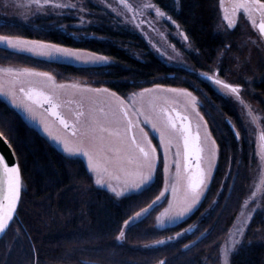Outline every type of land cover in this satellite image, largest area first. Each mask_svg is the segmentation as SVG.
Masks as SVG:
<instances>
[{"label": "trees", "instance_id": "obj_1", "mask_svg": "<svg viewBox=\"0 0 264 264\" xmlns=\"http://www.w3.org/2000/svg\"><path fill=\"white\" fill-rule=\"evenodd\" d=\"M73 1L77 7L71 10L43 13L38 9L22 19L8 17L0 5V36L88 51L107 56L110 64L78 67L0 46V65L48 71L58 81L77 79L108 87L118 95L156 84L187 89L199 98L200 111L218 143L217 168L201 204L185 220L156 229L161 204L127 228L123 222L149 207L163 189L159 144L154 143L159 158L154 181L136 194L115 200L110 192L94 186L81 158L66 157L0 96V134L15 152L22 167L23 189H27L14 219L18 222L12 223L0 241V259L7 258V264H158L159 260L188 264L210 254L216 260L220 241L236 220L255 163L254 144L233 104L195 72L208 71L228 42L216 31L218 0H159V6L183 25L184 35L195 41V52L183 50L194 72L168 65L136 30L103 5L94 0ZM253 85L264 96V76ZM259 108L264 112V103ZM16 231L20 241L12 242ZM157 240L166 243L153 247ZM194 242L198 247L184 248ZM231 264H264V244L243 247Z\"/></svg>", "mask_w": 264, "mask_h": 264}, {"label": "rangeland", "instance_id": "obj_2", "mask_svg": "<svg viewBox=\"0 0 264 264\" xmlns=\"http://www.w3.org/2000/svg\"><path fill=\"white\" fill-rule=\"evenodd\" d=\"M94 1L108 8L124 24L136 30L147 41L151 49L168 65L183 68L191 72L195 71L183 51L190 50L187 47L188 42L183 40L184 33L174 25H171L166 17L156 16L154 10L143 9L141 7L143 4L151 2L150 0H125V4L131 5L134 10L125 7V4H122L121 0ZM236 2L237 0H218L217 2L216 31L228 42H226L219 59L211 68L217 69L222 63L225 69L229 67L233 69L232 72H225V74L220 75V78L224 80L225 83L231 82L239 85L241 93L240 99L243 100V103H240L234 94H231L221 85L214 84L206 77H202V79L210 83L212 87L222 95L223 99L230 100L233 104L236 115L242 123L244 132L251 141H253L252 143H255L257 160L255 167L248 175L249 182L247 191L236 220L229 232L220 241L218 248V264H224L226 249L228 250V264H231L233 257L243 247L247 248L251 245L264 244V112L259 108V103H264V96H260V93L253 90V84H256L260 81L261 77L264 76V41L257 29V25L260 22L258 14L254 17L257 23L253 25L248 14L244 13L241 9L235 14V18L233 19L234 26L229 27L228 20L225 17L231 16V9ZM262 2H264V0H262ZM74 4L75 2L73 0H47V3L45 0H40L39 5L33 3L32 0H0V5L6 10L8 17L18 15L21 19L22 17L20 16L26 17L27 15H31L35 10L38 11V9L39 12L45 13L49 12L50 8L51 12H53L66 8L55 7V5L66 6ZM20 40L28 41L24 39ZM176 40L181 43L184 49L177 46ZM0 46L7 47V49L16 51L17 53H24L47 61L73 64L78 67L103 66L111 63L109 58L106 62H96L93 64L86 63L83 60L74 61L60 56L54 58L39 57L35 54L21 51L19 48L13 49L4 41H0ZM225 49H231V51L226 52ZM79 54L87 59L92 53L81 50ZM95 55L102 56L98 54ZM231 61H235V63H231ZM24 69L25 68L16 66L7 67L5 65H0V86H2V89H0V96L4 98V101L13 107L16 112L22 115L29 125L38 130L49 143L60 150L66 157L81 158L93 177L94 186L96 188L110 192L107 185L111 184L112 187L119 190L127 189L124 196H128L142 191L154 181L159 159L157 147L150 144L145 137H141L140 145L133 143L130 138H125V144L122 146L121 150L109 151L103 160L104 171L102 175L107 181V184L105 186L96 185L95 174L91 173L88 169L86 157L66 152L60 141L52 139V136L68 138L62 126L59 125V122L50 115L44 116L52 132V136H49L44 130V125L40 122V113L35 112L34 114L24 107L25 104H31V102L28 101L18 89L21 85L27 89L29 87L28 81L36 79L23 75ZM195 72L198 75H205L206 73L207 76H212V73L208 71ZM55 82L57 84L77 85L75 88L69 87L58 90L61 102L59 112L69 120V123L73 122L77 111L87 113L92 108L107 106L104 97H100L99 100H96L93 93L84 91L85 86H94L85 84L77 79H70L67 81H58L56 79ZM149 88L152 89L151 92H144V89L133 92L142 93L141 96L135 97L134 102L137 108H141L143 111L151 114L152 104L150 101L155 99L158 105L167 102V107H173L182 114L188 115L189 119L192 120L194 124L199 123V133L204 137L202 150L198 147V156L194 153V157L197 158L195 160L193 157V162L191 164L195 166L197 159L199 160L201 168L200 177L203 179V182L200 185L195 183L194 186H192L190 184V172L194 170L193 168L189 170L186 168V146L183 140L184 131L181 127L173 130L171 126L166 124L162 119L157 120V123L160 124L163 129L160 140L159 134L153 131L150 126L145 128V131L149 133V137L153 140V143L159 144V149L163 157L164 183L159 197L156 198L149 207L140 211L139 217L133 220L131 224L140 221L153 209L164 204V207L158 213L155 220V228L164 229L185 220L201 204L200 203L193 212L186 213L184 216L178 214L179 210L191 203L196 196H200L201 202L204 199L217 168L219 146L213 135H208V133L211 132L204 115L200 111L201 104L199 98L194 93L192 94L197 99L195 109L188 105V97L177 92L169 91L172 89L170 87L160 86V88H156V86H153ZM9 90L16 92V103H13L11 95H5V92ZM133 93L128 94V97H132ZM85 97H91L92 102L86 101L84 105H81V101L84 100ZM33 107L35 108L36 106L33 105ZM135 114L136 113H134V115ZM142 119L141 117V120ZM196 131L197 129L193 127L192 133H196ZM137 135L140 136V133L137 132ZM213 141H215V144L212 143ZM142 147L147 148V154L142 150ZM214 153L215 168L213 167ZM146 175L149 177L148 180H145ZM177 177L178 182H174ZM161 217H163L164 221L163 226L160 225ZM254 223L255 226H253ZM238 228L242 229V231L237 232ZM16 232L12 242H15L18 237H20V233L18 231ZM12 244L13 243L10 242L8 251L11 250Z\"/></svg>", "mask_w": 264, "mask_h": 264}, {"label": "snow or ice", "instance_id": "obj_3", "mask_svg": "<svg viewBox=\"0 0 264 264\" xmlns=\"http://www.w3.org/2000/svg\"><path fill=\"white\" fill-rule=\"evenodd\" d=\"M32 2L39 5L40 0H32ZM45 2L47 3V0H45ZM121 3L125 4V0H121ZM55 7H68L71 10L77 6L55 5ZM84 7H87V5H84ZM125 7L130 10H134L131 5L125 4ZM141 7L143 9L154 10L156 16L166 17L167 21L170 22L171 25H174L177 29L183 27V25L179 24L173 16L168 15L166 10L159 6V0H155L154 3H145ZM176 8L179 10V3L176 4ZM241 9L244 13L248 14L253 25H256L257 23L254 17L257 14L259 15V32L264 35V2H262V0H237L231 9V16L225 17L228 20L229 27L234 26L233 19L235 18V14ZM49 13H51L50 8ZM183 40L188 42L187 47L191 51H196V48L194 47L195 41L192 40L190 36L183 35ZM0 41L6 42V44L13 49L19 48L21 51H26L39 57L54 58L56 56H60L74 61L83 60L86 63L93 64L96 62H106L108 60L107 56H96L95 53H92L87 59H85L79 54L81 51L80 49L61 47L59 44H45L39 40L23 41L19 38L0 36ZM223 47L224 45L221 43V48ZM225 51L229 52L231 49H225ZM231 63H235V61H231ZM232 71L233 69L231 67L225 69L221 63L217 69L210 67L208 72H211L212 76H207L205 73V77L214 84L221 85L231 94H234L240 103H243V100L240 99L241 93L239 85L231 82L225 83L224 80L220 78V75L225 74V72ZM23 75L36 78L35 80L28 81L29 87L27 89L23 85H21L18 89V91L23 93L24 97L31 102V104H25L24 107L29 112L34 114L35 112L40 113V122L44 125V130L49 136H52V132L49 129L44 116L50 115L59 122V125L62 126L65 131V135L68 138L52 136V139L60 141L66 152L86 157L88 169L91 173L95 174L96 185L105 186L107 184V181L102 175V172L104 171L103 160L109 151H120L122 146L125 144V138H130L133 143L140 145L141 137H145L148 139L150 144L155 145L153 140L150 139L149 133L145 131V128L150 126L153 131L159 134V140L161 139L163 129L160 124L157 123V120L159 119H162L166 124L171 126L173 130L183 126L184 131L190 133L192 128L195 127L197 129L195 135L199 141L197 147L202 150L204 137L199 133V123L194 124L193 121L189 119L188 115L182 114L173 107H167V102L158 105L156 100L153 99L150 101L152 104V111L151 114H149L141 108H137L134 102L135 97L141 96L142 93H133L132 97H128L126 93L117 95L115 91H111L108 87L85 86L84 91L93 93L96 100H99L100 97H104L105 104L107 106L92 108L87 113L77 111L73 122L69 123V120L62 116L59 112L61 102L58 90L69 87L75 88L77 85H67L62 83L57 84L55 82L56 77L48 71H37L35 69L25 68L23 70ZM156 88H160V85L156 84ZM0 89H2V86H0ZM151 91L152 89L150 88H144V92ZM169 91L177 92L188 97V105L195 109L197 99L193 96L191 91L183 88H172ZM5 95H11L13 103H16L15 91L9 90L8 92H5ZM86 101L92 102V98L85 97L84 100L81 101V105H84ZM33 105L36 107L34 108ZM134 113L136 114L134 115ZM141 117L143 118L142 120ZM137 132L140 133V136L137 135ZM208 135L211 136V133H208ZM235 135L239 137L240 133L237 132ZM212 143L215 144V141ZM142 150L145 154H147V148L142 147ZM213 167H216L215 153L213 154ZM22 174V167L16 163L15 158L9 162L6 156L3 153H0V209L4 210L3 226L0 233L5 232L6 229H10L12 226L10 225V222H18L14 221V214L17 213L18 202L21 201ZM148 179L149 177L146 175L145 180ZM174 182H178V177ZM107 188L115 200H120L124 196L125 192H127V189L119 190L112 187L111 184H108ZM23 190L25 192L27 191V189ZM200 203V196H196L191 203L187 204L186 207H182L178 214L180 216H184L186 213L193 212ZM139 215V212L135 213V216H132L123 222V226L128 228L131 222L139 217ZM163 223V217H161L160 225L163 226ZM189 231H191V229H185V232ZM241 231L242 229H237V232ZM119 235L120 237H123L125 235L124 231L119 229ZM180 235L181 233L178 232L177 237ZM168 239L172 240L173 237H169ZM19 241L20 238L18 237V242ZM165 243L166 241L164 240H157L153 247L164 245ZM34 246L35 242H33V249ZM193 247H198V244L194 242L193 245H184V248L189 251H191ZM227 252L228 250L226 249L224 264H228ZM0 264H7V258L0 259ZM158 264H169V262L159 260ZM188 264H218V257L216 260H213V257L208 254L204 259L199 260L198 262L189 260Z\"/></svg>", "mask_w": 264, "mask_h": 264}, {"label": "flooded vegetation", "instance_id": "obj_4", "mask_svg": "<svg viewBox=\"0 0 264 264\" xmlns=\"http://www.w3.org/2000/svg\"><path fill=\"white\" fill-rule=\"evenodd\" d=\"M219 74V73H218ZM203 78H205V75H201ZM181 129L184 131L183 126H181ZM193 130V128H192ZM184 138V143L186 146V152H187V157H186V168L189 170L190 168H193L194 171L190 172V177H191V185L194 186L195 183H198L199 185L202 184L203 179L200 177V173H201V168H200V164H199V160L197 159V163L194 165H191L193 162V157H194V153H196V156H198V147L196 146L199 141L197 140V137L195 135V133H192V131L189 132H185L183 134ZM253 142V141H251ZM254 144V154H255V163H254V167L256 165V160H257V153H256V147H255V143ZM264 144V143H263ZM195 158V157H194ZM197 158V157H196ZM195 158V160H196Z\"/></svg>", "mask_w": 264, "mask_h": 264}, {"label": "water", "instance_id": "obj_5", "mask_svg": "<svg viewBox=\"0 0 264 264\" xmlns=\"http://www.w3.org/2000/svg\"><path fill=\"white\" fill-rule=\"evenodd\" d=\"M259 23H260V22H259ZM259 23H258V25H259ZM258 25H257V29H258V31H259V27H258ZM259 33H260V32H259ZM260 35H261V37L263 38V41H264V35H262L261 33H260ZM232 127H233V126H232ZM8 142H9V141H7V140L3 137L2 134H0V153H3V154L6 156V158H7V160H8L9 162H11V161L15 158L16 163H17V164H20L19 161H18V159H17V157H16V155H15V152H14L12 146H11ZM186 157H187V152H186V149H185V158H186ZM23 185H24V183H23V180H22V193H21V195L23 194ZM232 188H233V187H231V189H230V193H229V195L231 194ZM20 202H21V201H20ZM20 202H18V206H20ZM17 211H18V208H17ZM3 213H4V210H3V209H0V230H2V226H3V220H4V215H3ZM16 216H17V213L14 214V219H15ZM12 223H13V222H10V225H12ZM7 231H8V229H6L5 232L0 233V241H1V239L5 236V234L7 233Z\"/></svg>", "mask_w": 264, "mask_h": 264}]
</instances>
